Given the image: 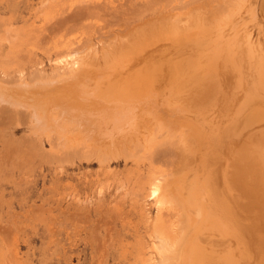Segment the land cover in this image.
I'll return each instance as SVG.
<instances>
[{"label": "bare ground", "instance_id": "bare-ground-1", "mask_svg": "<svg viewBox=\"0 0 264 264\" xmlns=\"http://www.w3.org/2000/svg\"><path fill=\"white\" fill-rule=\"evenodd\" d=\"M27 3L0 0V10L17 13ZM220 9L218 0H106L104 4L40 0L35 18L43 13L45 19L41 26L28 28L36 41L32 47L24 34L19 42L9 38L11 34L19 36L11 28L20 20L15 14L3 24L10 47L6 58L12 62L0 59L1 111L26 122L35 134L52 139L50 146L59 153L62 171L74 161L108 169L115 156L118 160L125 155L148 173L141 186L147 191L145 198L157 206V215L145 221L158 252L156 264H246L243 260L251 258L253 223L244 213L256 207L254 201L264 198V109L253 108L259 99H238L219 82V71L226 63L232 64L242 79L243 61L229 39L231 45L226 41L230 45L226 47L222 37H204L221 24L204 25L195 18L198 14L218 16ZM93 19L103 23L94 29L98 43L88 33L95 28L90 23ZM192 38L197 40L193 44L202 45L200 49L211 54H204L207 60L203 61L201 56L202 63L197 66L203 76L189 86L191 89L173 84L161 90L154 73H132V66L155 51L159 41H171L183 56L186 42ZM34 48L56 64L52 78L39 77L43 61L32 57ZM180 64L169 60L167 66ZM30 70L34 72L28 77ZM260 86L262 91L257 88L255 93L263 96L264 87ZM240 118L251 129H259L253 133L262 136L255 150L236 152L233 138L243 123L238 124ZM57 128L78 130L87 140L77 150L68 151L62 136L53 133ZM95 138L102 142L101 147L89 143ZM99 183L98 179L89 180L80 189L92 192ZM77 187L69 185L71 192L66 195L72 198L73 207H63L61 200L57 201L58 213L72 230L66 225L49 230L58 236L63 250L66 244L70 249L76 247L91 223L95 234H108L113 222L128 224L120 212L113 220L107 219L105 198L113 193L110 185L106 192L98 187L97 193L103 197L96 202H81ZM3 205L14 207L12 201ZM32 210L40 207L32 206ZM6 212L9 218L18 219L17 214ZM16 219L10 220L16 224ZM1 232L7 237L6 231ZM15 238L13 244L19 239ZM100 244L105 245L104 239ZM13 246L8 249V261L23 264L19 247Z\"/></svg>", "mask_w": 264, "mask_h": 264}, {"label": "rangeland", "instance_id": "rangeland-1", "mask_svg": "<svg viewBox=\"0 0 264 264\" xmlns=\"http://www.w3.org/2000/svg\"><path fill=\"white\" fill-rule=\"evenodd\" d=\"M95 1H99L100 4L106 3V0ZM218 1L221 4L218 16L205 18V15L198 14L195 19L203 20L204 25L208 23L221 24L220 27L208 31L204 37H207L206 35L212 39L222 37L221 40L225 43L226 41L228 43L229 39L233 45H236L240 61L241 59L243 61L242 79L240 72L233 70L232 64L226 63L219 71V82L223 85L224 91L235 93L238 99L247 101L250 98L247 102L253 98L259 99L253 108L255 110L264 109V95L255 93L257 88L260 89V92L262 91L260 85L264 87V0ZM39 5L40 0H28L27 5L22 6L17 13H5L0 10V59L12 62L10 58H6L9 55L10 47L3 24L8 22L13 14L20 20L16 21L11 28L17 30L19 36L11 34L9 38L19 42L24 34V37L29 40L30 47L35 45L36 41L31 37L32 34L29 33L28 28L41 26L45 19L43 13L38 14L40 18H35L39 11ZM90 23L95 25V28L88 30L89 37L93 42L98 43L96 38L98 34L94 29L96 30L97 26L101 27L103 23L99 19H93ZM193 33L191 31V34ZM195 40L196 38H192L186 42L187 48H185L183 56L177 53L180 49L179 46H173L171 41H159L155 51H150L151 53L141 63L132 66V73L139 71L154 73L158 85L163 86L161 90H165V87L173 84H182L186 89H191L203 76L202 73H199L197 66L201 61V56L203 61L207 53L211 54L207 50L200 49L202 45L193 44ZM227 43L225 46L229 47L230 45ZM169 44L172 45V48ZM100 46L101 43L97 44V47ZM213 49L214 51L218 50L217 48ZM34 50L32 57L43 61V65L39 66L42 70L39 72V77L52 78L56 64L50 62L40 50L36 48ZM198 57L200 59H197ZM169 60H173L175 64L182 63V65L180 64L179 68L167 66ZM33 72L32 70L28 71L27 76L31 77ZM12 79L16 80L15 77ZM238 85L239 88H237ZM239 106L240 104L237 108ZM1 110L0 104V197L2 199L0 200V232L6 231L7 237L4 235L5 233H0V264H10L8 261L10 257L7 254L12 245L19 247L20 255L23 256V264L157 263L158 252L145 227L146 219H153L157 215V206L154 200L145 198L148 194L141 186V180L148 173L139 170L135 162L132 159H126L125 155H122L118 160L115 159V156V162L111 161L108 169H106L107 167L100 168L99 164L74 161L73 165L68 163V168L62 171L59 169V153L56 148L50 146L52 139L46 134H35L26 122L6 115ZM242 120L243 118L239 119V125ZM239 128L233 138L234 142L237 141L236 152L255 150V144L262 136H253V133L259 129H251L246 120H243ZM53 133L62 136L67 150L71 152L77 150L87 140L75 129L57 128ZM47 134H50V131ZM89 143L95 145L96 148L102 146V142L97 141L96 138ZM25 173L26 175H24ZM93 179L100 180V183L93 188L92 192L89 191L90 189H80ZM69 185L78 186L77 191L81 202L87 199L92 202L98 201V198L103 197L97 193L98 187H102V191L106 192L107 186L110 185L113 193L105 198L109 209L107 219L108 221L113 220L120 212L119 214L122 213L121 216L123 215L124 219L127 218L128 224L125 222L123 226H126L123 227L121 222H113L108 225L111 232L106 234L105 231H100L95 234V227L91 223L88 230L78 238L76 247L68 248V244L64 240L63 243L67 248L63 250L62 245H59L58 236L51 234L49 230L50 227L54 228L55 226L58 229L64 228L65 225L69 230H72L71 224L58 213L59 204L57 203L58 200H61L63 207H73L72 198L66 196L71 192V189H68ZM143 193H145L144 196ZM260 198L257 202L254 201L256 207L253 210L244 213L245 216H249L251 224H254L251 226L253 234V246L250 247L251 258L243 260V263L246 264L249 262L250 264H264V198ZM11 201L14 204L13 208L3 205V202ZM243 202L249 203L250 201L243 200ZM32 206L40 207V210L33 211ZM6 211L17 214L18 219L14 216L9 218ZM94 218L98 219L96 216ZM10 219H16L17 226ZM14 238H19V241L16 240L18 242L13 240L17 244H13L11 239ZM103 239L105 245L100 244Z\"/></svg>", "mask_w": 264, "mask_h": 264}]
</instances>
